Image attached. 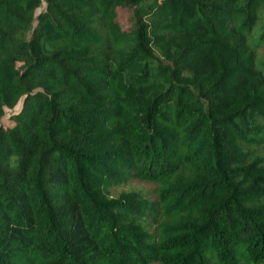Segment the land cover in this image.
Returning a JSON list of instances; mask_svg holds the SVG:
<instances>
[{
    "label": "trees",
    "instance_id": "16d2710c",
    "mask_svg": "<svg viewBox=\"0 0 264 264\" xmlns=\"http://www.w3.org/2000/svg\"><path fill=\"white\" fill-rule=\"evenodd\" d=\"M41 1L0 0V264H264V0Z\"/></svg>",
    "mask_w": 264,
    "mask_h": 264
},
{
    "label": "rangeland",
    "instance_id": "374dc122",
    "mask_svg": "<svg viewBox=\"0 0 264 264\" xmlns=\"http://www.w3.org/2000/svg\"><path fill=\"white\" fill-rule=\"evenodd\" d=\"M44 6V1H41V5L35 10V15L40 11ZM129 11L128 10H118L117 14V21L121 25L123 29H126L129 25ZM264 31V10L260 12V19L258 21V24L255 26L253 30V35L249 39V43L253 46L255 50V59H256V65L262 72H264V39L257 41L258 36ZM14 111H16V108L14 109H6L4 112V115L1 118V124L3 126H9L11 125V122L9 120V115L12 114ZM260 148V149H259ZM258 148V154L261 156H264V145L262 147ZM137 191L142 196H144L148 200H153L156 197V190L157 186L154 183L151 182H143L136 179H128L124 182H121L117 185L112 186L109 189V194L111 196H117L120 192L123 191ZM149 230H151V227H148Z\"/></svg>",
    "mask_w": 264,
    "mask_h": 264
}]
</instances>
